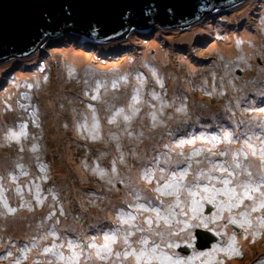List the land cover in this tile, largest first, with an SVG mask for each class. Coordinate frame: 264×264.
Returning a JSON list of instances; mask_svg holds the SVG:
<instances>
[{
	"label": "rangeland",
	"instance_id": "obj_1",
	"mask_svg": "<svg viewBox=\"0 0 264 264\" xmlns=\"http://www.w3.org/2000/svg\"><path fill=\"white\" fill-rule=\"evenodd\" d=\"M215 7L218 6L200 16L199 21L179 30L159 26L147 33H140L135 30L145 29H137L135 21L129 20L128 32L119 39L124 40L122 44L126 49L119 55L116 51L101 53L98 49L96 52L89 45L84 49L75 44L73 46V41L66 35L68 33L62 32L45 38L38 48L26 56L0 61V166L4 171L0 176V185L9 206L17 209L15 213H8L0 204V264H15L17 260L20 264H34L36 260L44 264L47 257L40 255V247H31V242L33 237L43 235L56 220H59L57 229L61 236L67 234L74 238L76 233L96 235V232L87 235L86 232L91 230L94 222H110L115 209L123 207L126 199L131 201L129 192L132 188L154 195L151 191L153 185L141 178L142 169L157 152L167 151L163 148L165 143L172 145L181 138V132L203 135L218 131L221 124L235 128L240 120L245 121L240 125L243 132L249 122L258 123L264 119V113L259 111L264 108V0H242L222 11H215ZM151 23L156 25L159 22L152 20ZM243 32L251 35L246 42L247 48L241 47ZM185 34H189L186 36L189 37L188 41L181 40ZM77 40L81 41V35L74 38L75 43ZM148 42L154 43L165 53L159 62L153 59L157 58L155 50ZM219 44L232 45V52L223 55ZM74 49H81L89 57L77 58ZM112 55L117 59L106 58ZM146 58H152V62ZM125 61L127 69L122 71L117 68L119 63ZM141 68H144V72L140 71ZM152 69L167 87L165 90L153 77ZM125 74L127 83L121 82L114 89L111 84L113 78ZM138 75L143 76L145 83L141 89V102L137 105L140 113L130 126L134 137L129 138L124 132L122 116H116L114 123L108 121L116 108L124 107L127 110L133 88L139 87ZM199 78L201 84L198 83ZM178 79L191 85L186 90L193 95L191 98H187ZM97 80L104 86L99 90L100 99L94 101L91 96L95 94ZM153 91L170 105L164 109L161 117L164 125L156 128H152L148 116L152 111L149 104L159 107V102L151 98ZM38 94L45 96L38 99ZM44 99L52 100V104L46 106ZM89 104L95 108L99 121L101 138L95 141L89 138L93 131ZM182 104L186 105V112H176L175 108ZM44 106L46 108L43 110ZM34 110L35 118L31 115ZM49 117H53L52 122H46ZM55 119H62L64 123L67 121L72 126L65 134L70 148L69 164L63 162L65 170L61 163L64 155L57 153V145L62 143L63 134H59L55 144H51L50 152L43 155L46 141L60 126ZM85 123L87 128H78V125ZM21 124L26 125L25 135L18 142L8 140L9 131L20 132ZM177 129L180 131L177 132ZM170 131L175 134L170 136ZM140 132H143V136L136 138L135 134ZM108 133H116L120 137L124 163L119 161L117 142L111 140ZM34 144L37 145L36 152L31 151ZM172 155L178 158L175 152ZM114 159L117 167L115 174L111 172ZM53 160L59 166L53 165L50 173L48 161ZM74 164H79L83 172L75 171ZM96 165L108 175L101 178L94 173L92 168ZM12 176L16 179L13 180ZM18 185L23 189L25 207L20 206L22 199L16 192ZM37 185L42 205L35 198ZM69 186L71 189L68 190ZM49 190L56 194L55 200ZM29 206L31 211L28 210ZM61 208L63 215L60 214ZM50 212L55 215L51 220H46ZM257 215L259 213H254L251 217L253 228L259 231L254 243L252 229H249L248 239L237 233L236 247L242 255L215 251L211 257H199L201 250L207 253L211 248L194 245L195 251L190 253L188 264H219L220 261L223 264H259L261 259L264 261V228H260L255 220ZM216 230L222 235L219 238L213 236L211 242L217 248H227L233 227H216ZM201 231L209 237L210 232L203 227L196 229L195 233ZM40 243L43 245L48 241ZM26 246L31 250L27 251ZM173 251L179 257L183 255L186 260L189 258L185 256L189 252L181 254L176 249Z\"/></svg>",
	"mask_w": 264,
	"mask_h": 264
},
{
	"label": "snow or ice",
	"instance_id": "obj_2",
	"mask_svg": "<svg viewBox=\"0 0 264 264\" xmlns=\"http://www.w3.org/2000/svg\"><path fill=\"white\" fill-rule=\"evenodd\" d=\"M152 75L163 88V81L154 69ZM136 79L139 87L133 88L127 110L124 107L116 108L108 121L110 124L114 123L116 116H122L125 122L124 132L129 138L134 137L130 126L140 113L137 105L141 102V89L145 83L142 75H138ZM127 81L125 74L113 78L111 84L115 89L121 82L126 84ZM103 86L100 81H96L92 100L100 99L99 90ZM150 95L153 100L159 102L158 108L155 104H149L152 111L148 116L152 121V128H156L164 125L165 121L161 117L164 109L170 105L159 93L153 91ZM88 108L92 111L93 121V131L89 138L95 141L101 138L99 121L93 105L89 104ZM186 110V105L183 104L175 108L178 113H185ZM259 111L264 113V108ZM31 115L35 118L36 111ZM243 124V120L237 122L235 128L221 124L218 131L203 135L181 132V138L172 145L165 143L163 148L167 151L157 152L151 162L142 169L141 178L153 185L151 191L154 195H147L144 190L132 188L129 192L131 201L126 199L123 207L116 208L114 218L110 222L98 221L96 225L91 226L96 235L85 236L76 233L74 238L67 234L61 236L57 229L59 220H56L39 238L33 237L31 247L41 248L40 255L47 257L44 264H188L191 257L186 260L173 250L182 245L193 247L194 243L190 241L196 240V229L203 227L219 236L222 233L217 231L216 227L227 229L231 225L233 232L227 248H217L213 245L209 252H201L198 255L211 257L215 251H223L226 255H242L236 247L237 233L248 239L249 229H252V242H255L259 231L253 228L251 217L254 213H259L255 220L260 228H264V119L258 123L249 122L242 132L240 125ZM25 128L26 125L21 124L20 132L10 130L7 139L18 142L20 137L25 135ZM78 128H87V124L78 125ZM174 134L169 132L170 136ZM109 135L111 140L117 142L116 149L120 152V137L116 133ZM135 136L142 137L143 132ZM31 151L36 152L37 145L34 144ZM173 152L178 158H173ZM132 154L135 155V152ZM119 161L124 163L123 152H120ZM84 166L87 168V163ZM18 167L23 168L22 165ZM92 171L101 178L108 175L99 165L94 166ZM111 172L117 173L115 159L112 161ZM12 179L15 180L16 177L12 176ZM36 188V201L42 205L39 185ZM3 192V186L0 185V204L8 213H15L17 209L9 206ZM16 192L21 195L23 201V189L19 185ZM49 192L55 200L56 194L52 190ZM20 206L26 205L22 202ZM28 210H32L30 206ZM60 214H64L63 208L60 209ZM54 215V212H50L45 219L51 220ZM41 241L48 243L41 245ZM26 249L31 250L28 246ZM15 264H20V261L17 260ZM34 264L41 262L36 260ZM219 264H223V261Z\"/></svg>",
	"mask_w": 264,
	"mask_h": 264
},
{
	"label": "water",
	"instance_id": "obj_3",
	"mask_svg": "<svg viewBox=\"0 0 264 264\" xmlns=\"http://www.w3.org/2000/svg\"><path fill=\"white\" fill-rule=\"evenodd\" d=\"M239 1L0 0V61L26 56L45 38L65 31L79 30L98 41L117 40L128 32L129 20L135 21L137 28L155 20L158 27L180 29L199 21L203 12L215 5ZM203 232L195 233L196 247H204L200 246Z\"/></svg>",
	"mask_w": 264,
	"mask_h": 264
},
{
	"label": "bare ground",
	"instance_id": "obj_4",
	"mask_svg": "<svg viewBox=\"0 0 264 264\" xmlns=\"http://www.w3.org/2000/svg\"><path fill=\"white\" fill-rule=\"evenodd\" d=\"M241 2V1H240ZM208 9H210V8H208ZM212 9H214V8H212ZM211 9V10H212ZM206 12H203V14H205ZM190 31H192V29H190ZM243 34V39L241 40V42L243 43V45H241V47L242 48H247L248 47V43H246L247 42V39L251 36V35H249L248 33H246V32H243L242 33ZM191 36H192V34H190ZM186 36H189V34L188 35H186L185 34V36H182L181 37V40L182 41H188L189 40V37L187 38ZM256 36H257V34H256ZM228 41V40H227ZM148 45L149 46H151V48H153L154 50H155V55H156V57L157 58H153L155 61H158L159 62V60L161 59V56L162 55H164L165 53L164 52H162V51H160L159 49H158V47L157 46H155V44L154 43H152V42H148ZM220 45V51L221 50H223V51H221V53L223 54V55H226V54H230L231 52H232V50H233V47H232V45H227V44H219ZM149 48V47H148ZM74 51V53L75 54H77V58L78 57H85L86 55H84V56H82L83 54H80L81 52L80 51H78V50H73ZM73 53V55H75ZM219 53V52H218ZM86 54V53H85ZM219 55L220 56H222L220 53H219ZM148 57V56H147ZM223 58V57H222ZM146 59H148V60H150L151 62H152V58H146ZM246 61V60H245ZM247 64H248V61H247ZM249 65V64H248ZM249 67V66H248ZM117 68H119V69H121L122 71L123 70H125V69H127L128 68V64H127V62L125 61V63H119L118 64V67ZM147 76H149V75H147ZM147 80H149V81H151V79H149V78H147ZM181 80L182 79H178L177 80V82L178 83H181ZM198 83H200L201 84V78H199L198 79ZM181 85H183L182 86V88H183V90H185V94H186V96H187V98H191L193 95H191L189 92H187L186 90H189V85L190 84H188V83H181ZM190 87H191V85H190ZM155 88V87H154ZM167 87H164L163 89L165 90ZM45 95H42V94H38V99L39 98H41V97H44ZM44 102L46 103V106L50 103V104H52V100H45L44 99ZM46 106H44L43 107V110L46 108ZM53 121V117H49L48 118V120H46V122H52ZM55 121H57L58 122V125H59V123H60V126L58 127L57 126V128L56 127H54V128H56V132L54 131L53 133H51L52 134V137L50 138V140L48 139L47 141H46V143H45V148H44V150H43V155H45L46 154V152H50L49 151V148H51V144H55V139L57 138V136L59 135V134H63V137H62V143H59L57 146V153L58 154H63L64 156H63V160H62V166H64L65 168H62L63 170H65L66 169V166L63 164V162L65 161L66 163H68V157H69V150H70V148H69V144H67L68 143V137H66V133H68L69 132V130L70 129H72V126L67 122V121H65V123H64V121L62 122V119L61 120H58V119H55ZM53 128V129H54ZM109 134V133H108ZM48 163H49V172L51 173V171H52V167H53V165H57L56 164V162L53 160V161H48ZM69 164V163H68ZM75 165V171H78L79 173L80 172H83L82 171V169H81V167H80V165L79 164H74ZM57 166H59V165H57ZM75 185V184H74ZM69 189H71V186H69V188H68V190ZM67 190V189H66ZM22 202H25V201H22ZM18 216H20V215H18ZM95 224H92V225H96L97 224V222H94ZM91 225V226H92ZM90 232H92V233H94V232H96L95 231V229L94 228H92L91 227V230L90 231H87L86 232V235L88 234V233H90ZM214 235L213 234H209V237L208 236H205L204 235V237H203V234H201L200 235V237H201V240H200V246H204L206 243H208V242H210L211 241V238L213 237ZM246 251H249L248 249L246 250Z\"/></svg>",
	"mask_w": 264,
	"mask_h": 264
},
{
	"label": "trees",
	"instance_id": "obj_5",
	"mask_svg": "<svg viewBox=\"0 0 264 264\" xmlns=\"http://www.w3.org/2000/svg\"><path fill=\"white\" fill-rule=\"evenodd\" d=\"M179 30V29H178ZM138 32H140V31H138ZM140 33H143V32H140ZM67 36H68V39L69 40H71V41H73L72 42V45L74 46V44H75V46H77V47H79V48H85L86 47V45H89V46H91V47H93V51H96L97 52V50L98 49H100L101 50V53H105V52H107V53H112V52H117L118 53V55L120 54V53H122V52H124L125 51V47H124V45L125 44H122V42L124 41V40H113V41H107V42H104V43H96V42H91V41H87V40H83L82 38H81V41H79V40H77V43H75L74 42V38H76L77 37V34H66ZM76 35V36H75ZM74 37V38H73ZM69 47V46H68ZM72 48V47H71ZM81 49H75V50H79L81 53L80 54H83V55H86V57L88 58L89 57V54H85V52H83ZM117 50H120L121 52H118ZM85 51V50H84ZM116 53V54H117ZM108 55H110V54H108ZM107 59H117V58H115V56L114 55H112V56H108V57H106ZM144 70V68H141L140 69V71H142V72H144L143 71Z\"/></svg>",
	"mask_w": 264,
	"mask_h": 264
},
{
	"label": "flooded vegetation",
	"instance_id": "obj_6",
	"mask_svg": "<svg viewBox=\"0 0 264 264\" xmlns=\"http://www.w3.org/2000/svg\"><path fill=\"white\" fill-rule=\"evenodd\" d=\"M4 174V171H3V168L0 166V176H2ZM190 243H192V242H190ZM211 247L210 248H212V246L214 245V242H212L211 244ZM194 247V246H193ZM193 247H191V250H192V248ZM194 252V251H193ZM264 264V263H263Z\"/></svg>",
	"mask_w": 264,
	"mask_h": 264
},
{
	"label": "clouds",
	"instance_id": "obj_7",
	"mask_svg": "<svg viewBox=\"0 0 264 264\" xmlns=\"http://www.w3.org/2000/svg\"><path fill=\"white\" fill-rule=\"evenodd\" d=\"M216 8V7H215ZM213 10V9H212ZM208 12H210V11H208ZM208 12H206V13H208ZM214 12V11H213Z\"/></svg>",
	"mask_w": 264,
	"mask_h": 264
}]
</instances>
